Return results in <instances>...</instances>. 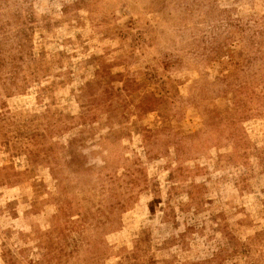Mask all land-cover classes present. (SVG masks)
Listing matches in <instances>:
<instances>
[{"label": "rangeland", "instance_id": "rangeland-1", "mask_svg": "<svg viewBox=\"0 0 264 264\" xmlns=\"http://www.w3.org/2000/svg\"><path fill=\"white\" fill-rule=\"evenodd\" d=\"M0 264H264V0H0Z\"/></svg>", "mask_w": 264, "mask_h": 264}]
</instances>
